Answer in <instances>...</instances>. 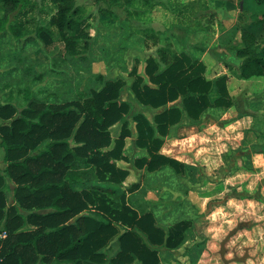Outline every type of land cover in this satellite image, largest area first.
<instances>
[{"label":"trees","instance_id":"1","mask_svg":"<svg viewBox=\"0 0 264 264\" xmlns=\"http://www.w3.org/2000/svg\"><path fill=\"white\" fill-rule=\"evenodd\" d=\"M50 1L55 11L47 25L35 24V39L47 46L55 36L65 53L85 55L91 34L89 23L79 16L80 6L75 0ZM241 1L245 11L259 14L252 15L249 27L242 26L240 43L229 49L240 59V78L264 77V44L254 31L264 34V0ZM32 5L30 0H0V33L17 39L30 33L23 16ZM13 12L19 17L10 22ZM100 12L112 14L110 9ZM153 36L151 30L145 34ZM156 51L157 57L145 61L144 76L135 66L130 72L134 98L145 107L159 109L151 118L142 112L132 116L134 142L146 152L133 164L147 171L167 165L180 173L183 164L160 152L170 127L183 118L197 121L208 108H228L233 100L226 74L207 78L203 61L168 44ZM123 84L122 79L105 80L100 90L61 104L46 103L26 90V104L18 115L13 105H0V119L9 121L0 123V146L7 163L3 170L15 184L16 201L7 202V183L0 170V264H36L38 259L46 264H159L156 246L174 248L181 243L188 222L174 223L165 231L156 226L151 213H138L127 200L126 193L137 184L123 188L128 170L116 164L127 160L123 149L131 135L124 119L130 105L119 100ZM177 101L180 105L173 104ZM117 122L121 129L112 139L109 128ZM257 152H264V146ZM16 204L31 210L26 222L32 229L20 230L23 219ZM120 227L124 231L117 238L118 250L106 258L102 249Z\"/></svg>","mask_w":264,"mask_h":264},{"label":"rangeland","instance_id":"2","mask_svg":"<svg viewBox=\"0 0 264 264\" xmlns=\"http://www.w3.org/2000/svg\"><path fill=\"white\" fill-rule=\"evenodd\" d=\"M75 1L81 8L79 16L90 27V45L83 56L65 53L55 36L47 46L35 39V24L47 25L55 11L50 0H30L32 9L23 16L30 33L24 37L17 39L8 32L0 33V105H13L18 115L26 104V90L46 103L61 104L100 90L105 80L122 79L119 100L130 105L124 119L131 135L125 138L123 149L127 160L116 164L131 172V182L138 181L135 206L140 212L154 211L157 223L163 227L188 218L193 226L190 235H197L200 242L186 248L187 257L181 247L171 261L163 264H223L220 242L241 221L246 222L245 228L225 243L228 264H264V225L261 223L264 220V154L254 151L264 146V81L255 79L264 77L239 80L236 72L240 59L229 49L240 43L242 26H248L253 21L252 15L259 13L245 11L241 0H132L123 5L113 4L111 0ZM101 9H110L112 14L101 13ZM18 17L13 12L9 14V21L14 22ZM148 30L153 31V37H145ZM254 31L258 42L264 44V34L258 29ZM165 44L203 61L205 76L210 79L221 74L226 63L231 65L227 70L231 74L227 86L232 106L209 108L197 121L183 118L178 128L170 130L164 139L173 144V153H184L194 162L186 177L168 168L151 173L133 164L145 151L134 144L136 132L132 116L142 112L151 118L159 109L145 107L134 98L130 72L135 66L144 76L146 59L157 57V48ZM173 104L180 105L179 101ZM8 122L0 119V123ZM183 126L187 128L182 130ZM190 126L206 132L208 137L197 139V145L194 136L190 139L192 145L189 141L184 144L176 140L186 137ZM120 129L121 122L113 125L109 130L112 139ZM3 157L0 146V170L7 183L4 192L7 202L14 204L15 184L5 175L3 169L7 163ZM131 182L126 181L123 186ZM16 211L23 219L20 230L32 229L26 222L31 210L17 205ZM119 230L102 249L106 258L113 257L118 250L117 238L124 228ZM194 246L200 249L199 256L188 252ZM245 246L248 256L234 260L244 255ZM36 264L46 263L38 259Z\"/></svg>","mask_w":264,"mask_h":264},{"label":"crops","instance_id":"3","mask_svg":"<svg viewBox=\"0 0 264 264\" xmlns=\"http://www.w3.org/2000/svg\"><path fill=\"white\" fill-rule=\"evenodd\" d=\"M225 67L226 68H224V70L221 72V74H226L227 76H229V75H231L230 74V72L229 71H227V70H229L230 69V67H231V65H229V63H226L225 64ZM221 74H217V76L218 75H221ZM236 74H237V76H238V71L236 72ZM258 77H263V76H258ZM238 78H239V80H241L242 78H240L239 76H238ZM255 79H259L260 81H264V79L263 78H255ZM253 80V79H252ZM241 81H249V80H241ZM227 83H228V81H227ZM209 109V108H208ZM211 109V108H210ZM213 109H226V108H213ZM158 111V110H157ZM114 125V124H113ZM113 125L112 126H110V128H109V130L113 127ZM178 125H179V123H177V124H175V125H173V126H171L170 127V130H172V129H174L175 127L176 128H178ZM193 125V124H192ZM187 128V126H183L182 127V130L183 129H186ZM190 129L185 133V135H186V137H182V138H180V139H176V140H178V141H180V142H182V143H186L185 141H189V143H190V145H192L193 144V141L192 140H190V139H193V136L194 137H197L196 139L194 138V143H196V145H197V139H203V138H206V137H208V135H207V133L206 132H203V131H200V130H198L196 127H194V126H190L189 127ZM180 130H181V128H179ZM170 130H169V133H170ZM179 130V131H180ZM186 131V130H185ZM206 131H208V130H206ZM169 133H168V135H169ZM111 135V134H110ZM168 135H166L165 137H163V144H162V146H161V148H160V152L162 153V154H164V155H166V156H169V157H172V158H175L176 160H178V161H180L182 164H183V171L182 172H180V173H178V172H176V173H178V174H181V176H184V177H186L187 175H188V173H187V170H188V168H190L191 166V164H194V162L192 161V159L188 156V155H186V154H184V153H180V152H178V153H173V150L175 149L174 147H173V144H168L167 142H164V139L168 136ZM191 135V136H190ZM190 136V137H189ZM135 140V139H134ZM176 140H175V142H173V143H176ZM134 144H135V142H134ZM188 144V143H187ZM136 145V144H135ZM138 147V146H137ZM138 148H140V147H138ZM200 148H204L203 146H201ZM263 148V145H261L259 148H257V149H255L254 151L255 152H257L258 150H260V149H262ZM124 149H125V146H124ZM141 149H143V148H141ZM144 150V149H143ZM145 151V150H144ZM197 152H198V150H197ZM259 154H264V152H258ZM257 153V154H258ZM145 154H146V152H145ZM145 154H143V155H145ZM125 155V154H124ZM126 156V155H125ZM142 156V155H141ZM139 157V156H138ZM119 161V160H118ZM118 161H116V162H118ZM125 161V160H124ZM118 165V164H117ZM163 168H168V169H170L171 171H173L174 172V169H172L171 167H169V166H162V167H160L159 169H157V170H154V171H147V172H151V173H153V172H158V171H161V169H163ZM131 177H132V174H131V172H129L128 171V175H127V177H126V179L123 181V183H122V186H123V184H125L126 183V181H129V182H131V181H133V180H131ZM133 183H138V181L136 182V181H134V182H131L129 185H127V187H124L123 186V188H126V189H128V188H130V185L131 184H133ZM137 187H138V185H137ZM137 187L136 188H134L133 190H131V191H128L127 193H126V196H127V200H128V202H129V204L131 205V207H133L134 209H136L137 211H138V213H151L152 215H153V217H154V220H155V224H156V226H158V227H160V228H162L163 230H167L171 225H173L174 223H177V222H181V221H183V222H188L189 223V226L183 231V239H182V241H181V243L177 246V247H174V248H167V247H165V246H163V245H158V246H156V250H157V254H158V257H159V264H163L164 263V261H171V259H173V257H174V255H176L177 253H179V251H181V250H179L181 247L183 248L184 247V257H187L189 254L188 253H185V250H186V248H188V247H190V245L191 244H193L194 242L195 243H198V244H200V242H197V241H199L198 240V236L197 235H193V236H191L190 234L192 233L193 234V226L190 224V220L188 219V218H181V219H178V220H175V221H173L171 224H169V226L168 227H163V226H161V225H159L158 223H157V221H156V215H155V213H154V211H151L150 209H148V210H145V211H143V212H140L139 211V209H138V207L137 206H135V201H136V198L134 197V195H135V193L138 191L137 190ZM148 198L150 197L149 195L147 196ZM245 223V226H246V222L245 221H241V222H239V223ZM245 226L243 227V228H245ZM243 228H240V229H238V230H241V229H243ZM237 230V231H238ZM120 231V230H119ZM236 231V232H237ZM235 232V233H236ZM234 233V234H235ZM233 234V235H234ZM190 243V244H189ZM197 246H194V247H192L188 252H190L191 251V253H194L195 254V256H199L200 255V249L199 248H196ZM219 254H220V252H219ZM181 256V255H180ZM179 256V257H180Z\"/></svg>","mask_w":264,"mask_h":264},{"label":"water","instance_id":"4","mask_svg":"<svg viewBox=\"0 0 264 264\" xmlns=\"http://www.w3.org/2000/svg\"><path fill=\"white\" fill-rule=\"evenodd\" d=\"M245 226V223H239L235 228L231 229L227 235L221 240L220 242V257L222 259V263L223 264H228V262L230 261L229 259L225 258V252H226V247H225V243L227 242V240L229 239L230 236H232L238 229L243 228ZM246 258V255L242 256L241 258L235 257L234 260H244Z\"/></svg>","mask_w":264,"mask_h":264},{"label":"flooded vegetation","instance_id":"5","mask_svg":"<svg viewBox=\"0 0 264 264\" xmlns=\"http://www.w3.org/2000/svg\"><path fill=\"white\" fill-rule=\"evenodd\" d=\"M262 186H264V184H263ZM263 203H264V201H263ZM263 210H264V209H263ZM263 210H262V213H264ZM262 219H263V218H262ZM261 223L264 225V220H262ZM229 238H230V237H229ZM228 240H229V239H228ZM228 240H227V241H228ZM244 255H246V257L248 256V248H247V246L244 247ZM244 255H243V256H244ZM234 258H235V257H234Z\"/></svg>","mask_w":264,"mask_h":264},{"label":"built area","instance_id":"6","mask_svg":"<svg viewBox=\"0 0 264 264\" xmlns=\"http://www.w3.org/2000/svg\"><path fill=\"white\" fill-rule=\"evenodd\" d=\"M2 235L4 236V235H5V233L3 232V233H2Z\"/></svg>","mask_w":264,"mask_h":264}]
</instances>
